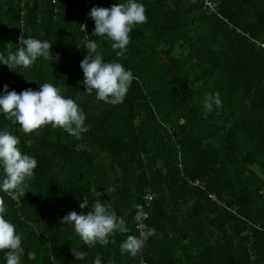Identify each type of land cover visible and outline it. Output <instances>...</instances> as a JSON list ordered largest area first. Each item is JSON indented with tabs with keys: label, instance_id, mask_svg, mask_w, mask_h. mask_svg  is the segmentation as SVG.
Returning <instances> with one entry per match:
<instances>
[{
	"label": "trees",
	"instance_id": "trees-1",
	"mask_svg": "<svg viewBox=\"0 0 264 264\" xmlns=\"http://www.w3.org/2000/svg\"><path fill=\"white\" fill-rule=\"evenodd\" d=\"M216 1L218 14L204 0H136L147 22L134 27L117 57L110 39L93 34L89 13L128 0H0V53L16 52L24 34L48 41L59 56L27 69L0 63V96L4 85L20 93L52 83L77 103L88 127L79 139L51 125L28 134L0 112V131L37 160L24 196L0 190L5 219L21 237L20 264H94L97 257L101 264H264V176L257 171H264V0ZM90 40L104 62L133 73L121 104L86 92L80 64ZM217 93L221 106L206 111L205 98ZM195 179L205 187L188 182ZM148 191L156 194L149 205ZM83 200L89 209L97 200L111 204L128 232L106 246L84 244L61 223L69 211L87 214ZM135 205L147 214L145 234H153L133 257L121 244L141 235ZM72 248L86 256L76 259Z\"/></svg>",
	"mask_w": 264,
	"mask_h": 264
},
{
	"label": "clouds",
	"instance_id": "clouds-1",
	"mask_svg": "<svg viewBox=\"0 0 264 264\" xmlns=\"http://www.w3.org/2000/svg\"><path fill=\"white\" fill-rule=\"evenodd\" d=\"M95 22L94 35L107 37L112 41L111 47L115 55L120 57L127 50L130 42V33L136 25L147 22L145 8L136 0H128L126 4H113L111 8L93 7L89 13ZM86 30L87 25H81ZM19 48L16 52H9L7 57L0 53V63L7 65L11 70L18 68H30L38 58L59 60V56L53 57L48 41H41L32 37H19ZM85 48L88 55L81 61L84 73V85L86 92L96 93V99L108 104H121L134 79L133 73L126 70L121 63L104 62L103 56L97 51L95 40L86 42ZM213 103L219 107L221 100L219 93L205 98L204 109L211 111ZM0 112L13 125L19 124L24 133H40L46 125L53 128H62L69 135L79 139L81 134L88 131L85 125L86 116L77 103L71 98H65L59 93L52 83L40 84L39 90L28 88L20 93L9 91L8 85H4V94L0 96ZM19 139L9 131H0V166L3 168L4 177L0 182V190L9 193L12 199L25 195L26 181L34 177V169L37 160L27 154H22L18 148ZM137 212L135 220L138 228L143 229V220L146 213L143 207L135 205ZM81 209H89L87 200L80 203ZM7 209L4 201L0 199V251L6 253V264H20L19 251L21 249V237L17 235L14 225L5 219ZM61 223L72 225L75 233L84 244L89 247L96 243L108 245L109 237L117 232L126 233V220L112 210L109 203H101L97 200L87 214H78L69 211L61 220ZM152 230L147 234L141 232L140 237L129 235L121 244L122 251L129 252L133 257L137 256L145 245L147 236L152 235ZM112 243L115 241L112 240ZM76 259H83L85 252L72 248ZM94 264H101L99 257ZM141 264L143 261L141 260Z\"/></svg>",
	"mask_w": 264,
	"mask_h": 264
},
{
	"label": "built area",
	"instance_id": "built-area-1",
	"mask_svg": "<svg viewBox=\"0 0 264 264\" xmlns=\"http://www.w3.org/2000/svg\"><path fill=\"white\" fill-rule=\"evenodd\" d=\"M205 1V7L213 13H219L218 11V2L216 0H204ZM264 46V44H262ZM190 184L194 185V186H201V187H205V183L201 180V179H195V180H189L188 181ZM210 197L212 199H217L216 195L214 193H210ZM145 200L147 201V204L149 205L155 198H156V194L152 191H148L146 192L145 196H144ZM147 216V214H146ZM145 228V227H144ZM143 229H140L141 232H145ZM143 251V249L141 250V252ZM141 260L143 261V264H148L147 261L143 258H141ZM141 264V262H140Z\"/></svg>",
	"mask_w": 264,
	"mask_h": 264
},
{
	"label": "crops",
	"instance_id": "crops-1",
	"mask_svg": "<svg viewBox=\"0 0 264 264\" xmlns=\"http://www.w3.org/2000/svg\"><path fill=\"white\" fill-rule=\"evenodd\" d=\"M257 171L261 174V175H263L264 176V171L262 170V169H260V168H257Z\"/></svg>",
	"mask_w": 264,
	"mask_h": 264
}]
</instances>
